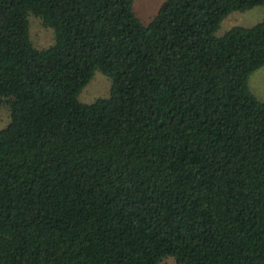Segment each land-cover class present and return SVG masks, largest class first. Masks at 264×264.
Returning <instances> with one entry per match:
<instances>
[{
    "label": "trees",
    "instance_id": "1",
    "mask_svg": "<svg viewBox=\"0 0 264 264\" xmlns=\"http://www.w3.org/2000/svg\"><path fill=\"white\" fill-rule=\"evenodd\" d=\"M133 1L0 0V264H264V0Z\"/></svg>",
    "mask_w": 264,
    "mask_h": 264
},
{
    "label": "rangeland",
    "instance_id": "2",
    "mask_svg": "<svg viewBox=\"0 0 264 264\" xmlns=\"http://www.w3.org/2000/svg\"><path fill=\"white\" fill-rule=\"evenodd\" d=\"M163 0H134L132 8L142 23H147L156 13ZM264 20V7L253 6L246 10H236L227 14L220 22L215 35H221L233 26H252ZM29 36L37 47H47L53 43V32L44 27L34 15L28 16ZM248 86L259 100H264V65L253 71L248 78ZM110 80L102 72L96 70L89 82L82 88L78 100L83 103L93 102L99 97L108 96ZM8 106L0 102V127L8 121ZM158 264H176L173 257L168 256Z\"/></svg>",
    "mask_w": 264,
    "mask_h": 264
}]
</instances>
